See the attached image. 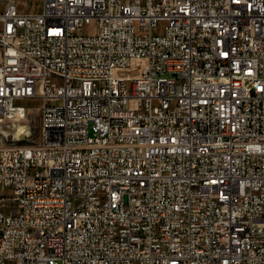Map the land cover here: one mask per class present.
<instances>
[{"label": "built area", "instance_id": "2783aa9c", "mask_svg": "<svg viewBox=\"0 0 264 264\" xmlns=\"http://www.w3.org/2000/svg\"><path fill=\"white\" fill-rule=\"evenodd\" d=\"M0 6V264H264V0Z\"/></svg>", "mask_w": 264, "mask_h": 264}, {"label": "rangeland", "instance_id": "374dc122", "mask_svg": "<svg viewBox=\"0 0 264 264\" xmlns=\"http://www.w3.org/2000/svg\"><path fill=\"white\" fill-rule=\"evenodd\" d=\"M19 6L20 11L25 13H40L42 11L44 0H15ZM2 7L0 6V12ZM94 24L86 27L87 32L93 31ZM166 28L165 23L158 24L154 32L162 34ZM28 112L24 119L20 121H3L0 122V147L27 145L36 143L39 140L40 134V104L38 102L30 101L27 104ZM27 126V127H26ZM20 129L26 130L22 139L17 135ZM30 131V135L28 132Z\"/></svg>", "mask_w": 264, "mask_h": 264}, {"label": "bare ground", "instance_id": "6f19581e", "mask_svg": "<svg viewBox=\"0 0 264 264\" xmlns=\"http://www.w3.org/2000/svg\"><path fill=\"white\" fill-rule=\"evenodd\" d=\"M27 127V126H26ZM26 130L20 129L17 133V135L19 136L20 140L22 139V137L24 136V134L26 133ZM30 131L28 132V135H30Z\"/></svg>", "mask_w": 264, "mask_h": 264}]
</instances>
